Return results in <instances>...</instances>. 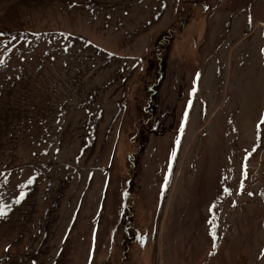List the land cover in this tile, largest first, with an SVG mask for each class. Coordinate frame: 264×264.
<instances>
[{"label":"rangeland","instance_id":"rangeland-1","mask_svg":"<svg viewBox=\"0 0 264 264\" xmlns=\"http://www.w3.org/2000/svg\"><path fill=\"white\" fill-rule=\"evenodd\" d=\"M261 23L264 0H0V264H264Z\"/></svg>","mask_w":264,"mask_h":264},{"label":"snow or ice","instance_id":"snow-or-ice-1","mask_svg":"<svg viewBox=\"0 0 264 264\" xmlns=\"http://www.w3.org/2000/svg\"><path fill=\"white\" fill-rule=\"evenodd\" d=\"M188 107L190 108V107H191V104H189ZM185 119H187V111H186V113H185ZM260 124H264V117H261ZM257 127H258V129H259L260 125L258 124ZM245 178H246V173H245ZM28 183L31 184L32 181L29 180ZM23 198H24V196H23V194H22V195L20 196V198L17 200V203H19ZM4 215H6V213L3 211V209H0V218H3ZM212 234H213V236L215 235L214 233H212ZM6 250H7V249H6Z\"/></svg>","mask_w":264,"mask_h":264},{"label":"crops","instance_id":"crops-1","mask_svg":"<svg viewBox=\"0 0 264 264\" xmlns=\"http://www.w3.org/2000/svg\"><path fill=\"white\" fill-rule=\"evenodd\" d=\"M175 11H176V7L174 6L172 9V13L173 15H175ZM160 11H158L157 13H159ZM157 18H159V16H157ZM170 18V14H165V16L163 17V20L169 19Z\"/></svg>","mask_w":264,"mask_h":264},{"label":"bare ground","instance_id":"bare-ground-1","mask_svg":"<svg viewBox=\"0 0 264 264\" xmlns=\"http://www.w3.org/2000/svg\"><path fill=\"white\" fill-rule=\"evenodd\" d=\"M260 26L264 27V23H261Z\"/></svg>","mask_w":264,"mask_h":264},{"label":"trees","instance_id":"trees-1","mask_svg":"<svg viewBox=\"0 0 264 264\" xmlns=\"http://www.w3.org/2000/svg\"><path fill=\"white\" fill-rule=\"evenodd\" d=\"M187 1V0H186ZM191 1H196V0H191Z\"/></svg>","mask_w":264,"mask_h":264}]
</instances>
